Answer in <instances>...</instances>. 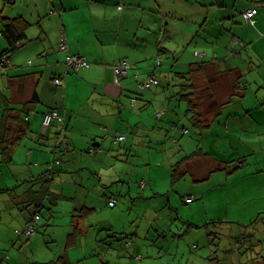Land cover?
<instances>
[{
    "label": "crops",
    "instance_id": "1",
    "mask_svg": "<svg viewBox=\"0 0 264 264\" xmlns=\"http://www.w3.org/2000/svg\"><path fill=\"white\" fill-rule=\"evenodd\" d=\"M10 1L11 7L6 11L4 3V15L23 16L31 25L25 41L10 54L8 64H3L8 71L2 73L4 78L0 81V130L7 107L23 109L15 112L22 117L30 115L29 132L16 148L27 141L25 147H29L31 161L42 156L49 162L52 155L54 192L64 195L57 186V180L62 177L87 174L93 181L91 188L98 190V194L104 193L107 205L111 198L119 202L122 195L136 196L133 200L142 203L150 202L145 207V212L152 216L147 225L162 224L165 229L159 226L155 233L162 230L164 234L171 228L165 222L172 215L162 211L167 206L176 208L170 197L177 184L172 183L174 166L202 148L206 156L185 161L179 171L196 185L218 172L226 171L230 175L242 169L241 178L246 182L236 190L233 200L228 192L227 199L220 201L226 199L234 205L255 203L244 207L232 222L228 221L230 211L225 215V210L212 220L228 222L223 223L226 228L241 232L236 239L251 233L256 244L262 240L258 250L264 254V159L262 162L256 156L260 152L264 155V0H27V7L25 0H21L22 4L18 0ZM253 7L258 8L255 25L245 22L243 17V12ZM62 32L68 51L60 49ZM234 39L246 43L237 56L228 54ZM6 48L1 43L0 54ZM69 54L80 55L90 66L75 71L66 63ZM123 61L131 69L127 76L116 81L114 68ZM196 64L201 65L200 69H196ZM237 70L243 74L246 89L240 95H233ZM190 71L195 84L208 83L211 97L220 105L219 115L202 135L193 126L192 113L187 102L178 96L176 86V74ZM151 76L163 83L140 90L138 84ZM55 78H61L63 85H55ZM133 99H136L134 104ZM53 108L64 119L59 138L61 147L54 137L56 126H61L59 122L48 130L44 136L47 139L41 137L46 133L42 124L44 113ZM159 112L163 113L161 118L157 117ZM22 129L16 126L17 133ZM184 129L188 130L187 134L183 133ZM246 131L258 133L245 139ZM233 132L242 133L241 140L251 137L253 141L256 137L255 141L262 147L243 157V163H231L228 169H223L227 160L216 157L209 147L215 141L233 138ZM119 135H125V139L114 145L113 140ZM91 147L103 152L89 157ZM30 172L23 180L18 179L19 183L43 174ZM58 172L64 175H57ZM75 184L90 194L84 180ZM194 191L197 193H185L184 201L189 196L197 201L198 195L202 201L206 199V192L196 187ZM194 202L185 204L192 206ZM91 205L85 202L82 208L91 212ZM82 208L75 209L71 226H66L64 232L72 231L73 222L81 227L80 219L74 216H79ZM53 211L55 216V208ZM23 215L25 226L29 214ZM140 232L123 231V236L133 235L138 243L143 239ZM236 239L225 244V258L226 253L234 255ZM136 243L132 245L134 253L142 257L144 246ZM114 246L105 244L100 248L103 252L108 248L112 258L120 257L121 248ZM3 262L8 264L6 257Z\"/></svg>",
    "mask_w": 264,
    "mask_h": 264
},
{
    "label": "rangeland",
    "instance_id": "2",
    "mask_svg": "<svg viewBox=\"0 0 264 264\" xmlns=\"http://www.w3.org/2000/svg\"><path fill=\"white\" fill-rule=\"evenodd\" d=\"M19 2L22 4L21 0H18ZM4 3V0H0V10L3 9ZM28 5L29 3L25 0L24 6L27 7ZM10 7L11 5L8 3L4 7L5 11L6 8ZM1 43L5 44V47L7 46L3 37H0ZM161 57L165 58L164 55H161ZM3 70L5 69L0 63V81L4 78L2 73L7 74L8 71L5 70L6 72H4ZM257 133L258 131H246L243 133V138L246 139L247 135H256ZM232 137L221 139L219 143L217 141L213 142L209 149L216 157L226 159L227 162L233 160L235 161L233 164H239L243 163V157L247 156L248 153L258 151L262 147L261 144L255 141L256 137L253 141L250 140L251 137L248 140H241L242 133L238 134L236 132H233ZM26 143L27 141L16 148L17 152L14 154L13 162L9 163L8 166L0 163V190L16 186L19 183L18 179L23 180L30 175V170L33 171V174L44 173L47 169V163L53 162L52 155L49 156L51 158L49 162L45 161L42 156L34 157L31 161L28 157L29 147H25ZM21 150H25V152L21 153ZM261 154L262 152L257 153L256 156L261 158L263 162L264 155ZM1 159L0 157V162ZM242 173V169L230 175L226 171L218 172L211 179L196 185L192 183L190 177H182L181 181L171 190V203L176 208L172 210L170 206H167L162 211L172 215L171 220L165 222L170 224L171 228L164 234L162 230L159 234L155 233L159 226L165 229L162 224L152 226V222L151 227L147 225L150 224L152 216L145 212V207L147 204L150 205V202L143 201L142 203L138 199L133 200L136 196L131 198L122 195L119 204L116 207H110L107 205V198L104 193L98 194V190L91 188L93 181L87 178V174H84V176L76 174L72 178H70L71 175L69 178L62 177L57 180L59 191H62L69 198L61 200L56 205L57 208L55 207V216L51 226H46L47 220L50 218L49 211L46 209L42 211L40 227L31 237L16 234V230H23L24 228L25 215H22L23 213L20 210L15 209L17 207L14 206L12 201H9L8 194L1 193L0 258L6 257L8 264L46 263L56 260L66 250V239L69 234L64 232L66 226H71L75 209L84 207L83 205L86 202L92 204L93 209L86 215L84 214V218L80 219L82 235L77 244L68 250L70 264H102L107 260H110L111 264L228 263L226 259L224 261L225 252L222 247L227 242L231 243L241 232L237 229L232 228L234 230L232 231V229L226 228V224L217 226L214 223L218 220L212 219H215L214 217L225 210V215L227 211H230L231 215H228L230 219L228 221L232 222L231 219L238 217L244 207L249 208L255 203L253 201L249 205H234L229 204L226 200L228 192H230V199L233 200L234 196L237 195L236 190H240V187L246 182L241 178ZM57 175L63 176L64 173L58 172ZM19 176L20 178H18ZM83 180L85 187L90 189V194L87 190L77 188L75 182L82 183ZM68 182H73V184L69 185ZM195 187L198 191L207 193L206 199L202 201V197L198 195V200L192 206H188L185 204L184 195L191 191L197 193V191H194ZM18 191L23 192L24 187L19 186ZM107 195L110 194L107 193ZM170 197L167 196L165 200H170ZM222 198L226 199L220 201ZM138 215L141 217H138ZM144 215H146L145 220L143 219ZM187 222L194 225V227L189 226ZM136 230H141L140 234L143 237V239H139L138 243L135 242L133 235L123 236V231L133 233ZM149 230L151 232L147 236ZM163 235L167 236V241H165ZM134 243L144 246L142 257L134 253L135 246H132ZM105 244L108 247L115 244L116 249L121 248L120 257L112 258L113 256L107 253L108 248L107 252H103L100 247ZM194 245L199 247L197 248ZM195 247L196 249H194Z\"/></svg>",
    "mask_w": 264,
    "mask_h": 264
},
{
    "label": "trees",
    "instance_id": "3",
    "mask_svg": "<svg viewBox=\"0 0 264 264\" xmlns=\"http://www.w3.org/2000/svg\"><path fill=\"white\" fill-rule=\"evenodd\" d=\"M11 2L10 0H5V3L8 4ZM255 8V7H253ZM257 12H258V8ZM246 11V10H245ZM244 17V16H243ZM254 19V18H253ZM245 20V19H244ZM246 22V21H245ZM251 25L256 24V20L254 19V23L247 22ZM30 23L23 17V16H16V17H7L4 15L3 10L0 11V34L1 37H3L6 41L7 48L0 54V63L3 60V57L6 55H12L17 49L20 47V43L25 41L27 38L26 32L27 29L30 27ZM61 43V40H60ZM246 45V43L240 39H234L231 43V48L228 50L229 55H240L242 52V47ZM10 55V56H11ZM197 55V53H196ZM205 56V55H204ZM203 56V57H204ZM160 62L158 61L157 65H159ZM2 65V63H1ZM3 67V65H2ZM201 65L196 64V69H200ZM56 79V78H55ZM54 79V80H55ZM120 79V78H119ZM118 79V80H119ZM177 84L176 86L179 88L178 96H180L183 100L187 102L188 108L191 115V121L193 123V126L200 131V134H203V131L210 125V123L219 115L220 111V105L215 101L213 96L211 97V90L210 87L207 85L198 86L194 83L191 71L186 73H177L175 77ZM155 80L158 81V83L152 82L151 85L147 88L142 89L140 86L141 84L145 83L146 81ZM243 74L237 70V78L233 87V95H240L246 87L244 86L243 82ZM120 81V80H119ZM163 82L158 80L156 77H150L149 79L142 81L138 84V87L140 90H149L152 87L159 86ZM138 92V91H137ZM137 92H135L137 94ZM136 99L132 100V104ZM51 110H56V108L50 109L47 112ZM18 111H23V109L18 110L17 108H11L7 107L3 114V127L0 130V157H2V163L9 164L13 162V152L17 145H19L22 138L29 132V121H30V115L23 116L21 113H15ZM46 112V113H47ZM44 113V115L46 114ZM59 113V112H58ZM218 113V114H217ZM60 114V113H59ZM163 113L159 112L157 114L158 118H161ZM62 116V115H61ZM44 119V117H43ZM58 121L53 122V125L50 127L52 128L55 123ZM43 124V121H42ZM61 126H63V123H60ZM15 125V126H14ZM16 126H20L23 129L22 130H16ZM60 127V125L56 126ZM44 128V127H43ZM50 128L45 129L46 133L41 135V137H44L48 130ZM58 130V129H57ZM62 129L59 131H56L54 133V137L59 142L57 143L58 147H61L62 140H60V133ZM183 133H188V130L184 129L182 130ZM19 134V135H17ZM123 136L125 139V135H119L116 136L113 140L114 145H119L123 140H118L119 137ZM48 137V135H47ZM46 138V137H44ZM47 139V138H46ZM59 150V148L57 149ZM94 150V153H91L90 151ZM62 151H68V149ZM57 152V151H56ZM99 152H103L102 149L98 147H91L88 150L89 157H93ZM199 156H206V153L202 150V148H198V151L193 153L191 156L184 159L182 162L177 163L174 166L173 173H172V183L176 184L182 179L183 172L179 171L180 167L182 166L185 161L190 160L192 158H196ZM240 161V160H239ZM57 164L60 163V160H57ZM235 161L230 162H223L225 165L223 169H228L229 164L234 163ZM53 162L47 165V170L44 172L40 178H33L29 180L22 181L18 183L16 186H13L9 189H1V193H5L9 195V201H12L14 206H16L23 214H29V220L25 224L23 230H16V234L31 237L33 236L40 227V221L42 220L41 213L43 210L49 211L50 218L47 220L46 226H51V223L53 221V209L56 207V205L61 201L68 199L61 193L54 192L52 190V182L53 180ZM53 180V181H52ZM141 185H144L141 183ZM19 186L24 187V191L20 192ZM195 201V197L193 196ZM112 199H115L117 201L115 206H110V201ZM187 199V198H186ZM185 199V202H186ZM190 202V203H192ZM118 199L111 198L108 201V206L110 207H116L118 205ZM187 204H190L186 202ZM10 205V204H9ZM89 211L82 208L79 210V216L75 215L77 217V220L84 218V216ZM22 214V215H23ZM85 214V215H84ZM36 218H39L37 221H35ZM0 219H1V209H0ZM257 221V220H256ZM256 221L253 222V224L256 223ZM79 222V221H77ZM223 223L228 222H215L217 226L223 225ZM28 224H34L36 227V231L32 235H26L24 234V230L26 229V226ZM189 226L194 227V225L187 223ZM252 225V224H251ZM82 235L81 227L79 226V223L73 222V229L72 232H70L66 239V250L65 252L59 256L56 260L46 262V263H39L34 262L31 264H70V261L68 259V250L69 248L73 247L77 244L78 239ZM242 241H241V239ZM240 238L235 237L237 242H235L236 251L234 255L232 256L230 253H226V258H224V261L227 260L228 263L224 264H258V263H264V254L262 251L258 250V247L261 245L262 240L259 241L260 244H256L254 236L249 233L248 236L244 237L241 236ZM99 242V241H98ZM102 243V242H99ZM234 246V244H233ZM196 248V247H195ZM261 248V247H260ZM222 249H225V245L222 247ZM233 257V258H232ZM215 258V257H214ZM5 260V257L0 258V264H3V261ZM226 259V260H225ZM213 261V259H211ZM223 262V261H220ZM213 264V263H212Z\"/></svg>",
    "mask_w": 264,
    "mask_h": 264
},
{
    "label": "built area",
    "instance_id": "4",
    "mask_svg": "<svg viewBox=\"0 0 264 264\" xmlns=\"http://www.w3.org/2000/svg\"><path fill=\"white\" fill-rule=\"evenodd\" d=\"M257 13V9L256 8H249L246 11L243 12V16L246 22H250V23H254V16ZM1 37V34H0ZM60 49L62 51H68V45H67V41H66V37L64 32H62V36H61V43H60ZM198 56H200V54L197 53ZM9 57L10 55H6L3 57V60L1 61L2 65H7L9 62ZM66 63L68 66H70L71 68H73L75 71H78L81 68H88L90 66V64L85 60V58L81 57L80 55H74V54H69L67 56L66 59ZM131 69V65H129L127 62L123 61L121 62L118 66H116L114 68V74H115V80L118 81L119 78L121 77H125L127 76L129 70ZM158 83V81L155 80H150V81H146L145 83L141 84V88H147L151 85V83ZM55 85H63V81L61 80V78H56L54 80ZM63 116H61L58 111L56 110H51L49 112H47L44 115V119H43V127L45 129L50 128L53 125V122L58 121L60 123L63 122ZM62 129V126L58 127V130L60 131ZM118 140H124V137L121 136L118 138ZM91 153H94V150L90 151ZM194 200L193 196H189L186 199V202L190 203ZM110 206H115L117 201L115 199H112L110 202ZM39 218H36L35 221H37ZM36 231V227L34 224H28L26 226V229L23 231L24 234L26 235H32L34 234Z\"/></svg>",
    "mask_w": 264,
    "mask_h": 264
}]
</instances>
